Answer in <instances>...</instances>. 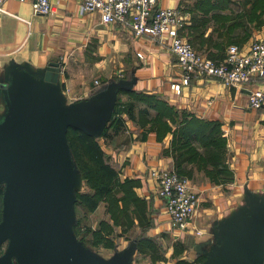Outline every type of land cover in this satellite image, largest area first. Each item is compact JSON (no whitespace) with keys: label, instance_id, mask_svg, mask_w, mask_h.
Here are the masks:
<instances>
[{"label":"crops","instance_id":"0c3cea01","mask_svg":"<svg viewBox=\"0 0 264 264\" xmlns=\"http://www.w3.org/2000/svg\"><path fill=\"white\" fill-rule=\"evenodd\" d=\"M33 1L6 0L0 13V124L9 112V90L16 75L23 73L40 80L50 63L61 64L60 84L66 105L104 103L105 89L96 85L98 81L106 86L118 84V101H127L130 93H143L190 117L218 124L226 141L224 161L230 176L213 181L197 162L184 164L186 179L198 193L200 207L183 231L171 228L166 203L158 196L157 182L149 174L152 168L178 174L173 132L160 138L156 131L145 135L142 128L125 118L126 128L119 135L108 143L101 141L121 182H136L138 196L148 203L154 226L147 237L159 245L161 259L157 264L168 260V247L174 264H202L227 227L250 217L254 208L264 215V103L259 109L249 105L253 91H264V79L227 87L216 79L192 78L186 85L170 40L159 44L146 36H134L128 27L102 24L98 14L81 16L80 0H50L53 13L48 16L35 15ZM190 4V0H158L159 7L177 9L192 16V21L207 19L204 38L208 40L216 23L203 13L193 16ZM184 30L180 34L185 38ZM245 36L239 30L232 40L233 45L248 51L254 42L264 41V26ZM213 38L226 42V38ZM197 51L212 59L206 45ZM226 53L227 48L216 58L221 56L222 60ZM178 84L180 92L173 89ZM200 152L205 153L203 149ZM137 244L134 241L129 246L135 250L131 264L137 263Z\"/></svg>","mask_w":264,"mask_h":264},{"label":"water","instance_id":"95a60500","mask_svg":"<svg viewBox=\"0 0 264 264\" xmlns=\"http://www.w3.org/2000/svg\"><path fill=\"white\" fill-rule=\"evenodd\" d=\"M60 74L61 64L50 63L40 80L17 74L9 90V112L0 124V264H131L133 246L103 263L76 237V170L67 139L69 128L103 134L119 85L105 87L102 104L66 105ZM202 264H264V215L254 208L227 227Z\"/></svg>","mask_w":264,"mask_h":264},{"label":"trees","instance_id":"16d2710c","mask_svg":"<svg viewBox=\"0 0 264 264\" xmlns=\"http://www.w3.org/2000/svg\"><path fill=\"white\" fill-rule=\"evenodd\" d=\"M220 1L222 6L230 3L228 0ZM219 6L220 4L208 0L196 9L216 22L208 40L204 38L207 19H193L191 25L187 27L191 44L197 50H200L197 45L200 47L206 45L207 49H211L210 57L216 62H221L226 58L227 53L222 60H220L221 56L217 58L216 56L233 45L235 41L232 40V36L237 31L243 30L246 38L250 33L260 30L264 26V0H245L240 5L242 10L237 14L218 15L219 13H215L211 15L212 12L220 8ZM220 10L224 12L225 9L220 8ZM213 37L226 38L223 40L227 43L218 42ZM98 87L105 89L106 85L100 84ZM125 118L142 128L145 135L151 131H156L160 138L169 132H173L172 149L176 155L180 176L185 178L188 176V172L184 169L186 162H197L199 166L207 169V173L213 181H218V177L222 175L224 177L230 176L225 169L224 161L226 141L221 137L218 124L190 117V115L177 111L154 96L130 93L127 101L119 100L117 102L113 117L100 137L88 135L74 128H69L67 133L73 159L89 188L87 192L76 193L75 208L82 206L89 213H94L103 202L107 201L113 221L112 225L102 221L98 229L84 227L78 221L74 225V231L77 238L85 246L104 244L111 247L113 238L110 236L111 233L115 232V228L125 226V223L133 219L134 216H138L139 213H146V208L148 209V203L144 199H139L133 191L136 182H121L118 170L111 163L110 157L101 142L104 140L108 143L119 135L126 128ZM169 121L176 126L175 129H172ZM202 149L205 153L200 152ZM1 194L2 191L0 190V196ZM140 208H143L141 212L139 211ZM153 226L154 220H150L148 225L144 227L138 245L141 252L146 253L145 250H149V254L146 253L145 257H149L152 259V263H155L161 259V251L154 240L147 237V233ZM87 234L95 237L93 242L87 243Z\"/></svg>","mask_w":264,"mask_h":264},{"label":"built area","instance_id":"2783aa9c","mask_svg":"<svg viewBox=\"0 0 264 264\" xmlns=\"http://www.w3.org/2000/svg\"><path fill=\"white\" fill-rule=\"evenodd\" d=\"M81 16L98 14L102 24L128 27L136 37L146 36L162 44L170 40L183 77L188 85L192 78L216 79L227 87H238L264 79V41L254 42L248 51L231 45L221 62L198 52L180 33L189 16L177 9L161 8L158 0H80ZM6 0H0V13ZM35 15L53 13L50 0L32 2ZM96 85H100L96 81ZM173 89L181 91V85ZM264 103V91L256 89L249 100L250 108L259 109ZM158 185V196L166 203L171 228L183 231L193 221L200 207V198L188 179L175 171L152 168L149 171Z\"/></svg>","mask_w":264,"mask_h":264},{"label":"rangeland","instance_id":"374dc122","mask_svg":"<svg viewBox=\"0 0 264 264\" xmlns=\"http://www.w3.org/2000/svg\"><path fill=\"white\" fill-rule=\"evenodd\" d=\"M190 1H191L190 5L193 7L194 12H195V15L193 14V16L198 17L197 14L202 13V12H198L196 10L197 7L208 0H190ZM209 1H213V3L220 4L219 7L225 9L224 12L223 10H220V8L217 9L215 12H217V14L219 13L218 15H225L226 13L237 14V12L242 10V7L240 5H242L245 2V0H228L230 1V3H228L227 5L223 4L226 6H222V2L220 0H209ZM191 21H192V16H189L188 22L184 26L185 30H184L183 35L188 40L190 39H189V32L186 26L189 27L191 24ZM75 170H76V176H75L76 181H75L74 187H75L76 193H83V192L89 191L87 183L83 179L76 163H75ZM4 188H5L4 185L0 188V190L2 191V194L0 196V220L2 219ZM135 188H136V185H134L133 191L135 195L140 199ZM76 200H77V195H76ZM142 210L143 208L139 209L140 212ZM75 218H76V223L79 221L81 222L82 226L93 227L94 229H98L99 224L102 221H106L107 223H110L111 225L113 224L107 201L103 202L94 213H89L86 210V208L82 206H78L77 209L75 208ZM150 220H153V216L150 210L146 208V213H139L138 216L136 217L134 216L133 219L129 220V222H126L125 226H118L117 228H115V232L113 234L111 233V236H110L111 238H113L111 247L105 246L104 244H99V246H85L83 242L79 240V238L78 240L83 244L86 250V253L90 257L95 258L99 260L100 262L107 263V262H110L116 256L117 253H121L123 251V248L128 249L132 242L137 241V243L139 244L138 240L140 239V236L143 234L144 227L148 225ZM94 238L95 237L93 235L87 234V240H86L87 243L93 242ZM138 244H137L138 254L136 257V262H137L136 264H157V261L155 263H152V259H150L149 257H145L146 253L149 254L148 252L149 250H145L146 253L141 252V249L139 248ZM169 244L171 246V242H169ZM7 247H8V242H6L3 245L2 254L5 252ZM158 248H159V245H158ZM166 251L168 253V254L166 253L168 260L165 262V264H174V262L170 259L171 258V248L169 247L166 248Z\"/></svg>","mask_w":264,"mask_h":264}]
</instances>
